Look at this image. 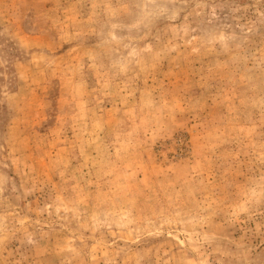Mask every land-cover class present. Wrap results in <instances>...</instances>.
Wrapping results in <instances>:
<instances>
[{"label": "rangeland", "instance_id": "1", "mask_svg": "<svg viewBox=\"0 0 264 264\" xmlns=\"http://www.w3.org/2000/svg\"><path fill=\"white\" fill-rule=\"evenodd\" d=\"M0 264H264V0H0Z\"/></svg>", "mask_w": 264, "mask_h": 264}]
</instances>
